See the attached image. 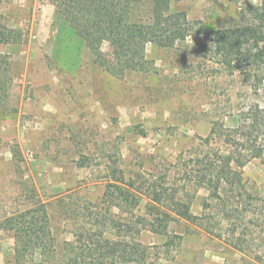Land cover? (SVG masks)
Here are the masks:
<instances>
[{
    "label": "rangeland",
    "instance_id": "374dc122",
    "mask_svg": "<svg viewBox=\"0 0 264 264\" xmlns=\"http://www.w3.org/2000/svg\"><path fill=\"white\" fill-rule=\"evenodd\" d=\"M129 2L132 21L150 20L152 0ZM259 2L170 0L191 35L168 48L146 44V70L117 75L95 63L94 51L110 53L111 45L90 48L49 0H0L3 23L21 34L0 44L11 79L0 85V223L40 204L48 222L38 235L49 250L35 249L22 264H55V253L87 230L94 240L120 231L155 264H264V162H248L241 186L223 188L221 201L197 185L226 150L209 137L212 125H233L245 93L220 65L212 34L240 30ZM120 174L126 233L117 230V192L104 198ZM179 205L194 220L172 212ZM158 222H167L168 236L149 232ZM14 249L15 232L0 228V264H13Z\"/></svg>",
    "mask_w": 264,
    "mask_h": 264
},
{
    "label": "trees",
    "instance_id": "16d2710c",
    "mask_svg": "<svg viewBox=\"0 0 264 264\" xmlns=\"http://www.w3.org/2000/svg\"><path fill=\"white\" fill-rule=\"evenodd\" d=\"M49 1L90 48L96 41H106L111 45L110 53L94 51L95 63L117 75L126 71L146 70V44L168 48L175 42L185 41L192 32L184 12H171L170 0H152L151 16L147 22L131 20L129 0ZM245 16L247 20L240 25V30L224 28L212 34V44L220 65L228 75L236 74L245 88L244 97L238 101L237 109L229 117L233 125L227 127L225 123H214L210 130L209 137L222 143L226 150L224 153H216L214 161L208 165L209 173L197 185L205 188L209 193L208 198L213 201H221L223 188L241 186V169L248 162L254 159L264 162V107L261 105L264 102V47L261 46L264 42L261 33L264 28V0H260L253 9H247ZM19 40L21 34L7 28L0 15V44L16 43ZM3 83L9 85L11 79L8 57L0 54V85ZM7 91L6 88V95ZM122 183L124 177L120 174L117 176V186L109 185L104 198L110 199L116 195L110 191L111 188L117 192V230L123 229L126 233L131 231L128 223L130 220H126L127 223L118 221L123 208L120 202L128 200L126 191L120 186ZM150 196L155 203H161L156 191H152ZM156 212L158 215L159 211ZM172 212L186 220L195 218L183 205L177 206ZM162 214L169 218V215ZM47 225L43 204L36 210L12 215L0 223L3 230L15 232L13 264H22L27 254H32L35 249H39L43 255L49 250V241L38 235L45 233ZM167 230V222H158L151 223L149 232L166 237ZM137 232L140 233V229ZM22 233L28 239H22ZM92 236L88 230L78 236L74 235V240L65 244L63 255L55 253L54 257L60 256L55 264H155L140 241L130 240L120 231H117L114 238L103 237L102 232L95 235L99 239L94 240Z\"/></svg>",
    "mask_w": 264,
    "mask_h": 264
}]
</instances>
